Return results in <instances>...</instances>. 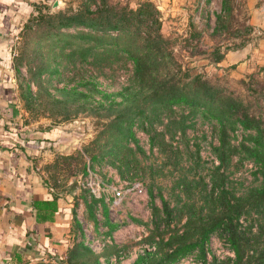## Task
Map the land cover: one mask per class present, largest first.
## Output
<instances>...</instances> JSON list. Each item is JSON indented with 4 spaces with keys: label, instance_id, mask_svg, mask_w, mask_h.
<instances>
[{
    "label": "rangeland",
    "instance_id": "obj_1",
    "mask_svg": "<svg viewBox=\"0 0 264 264\" xmlns=\"http://www.w3.org/2000/svg\"><path fill=\"white\" fill-rule=\"evenodd\" d=\"M23 1L30 9L21 11L22 19L12 34L16 120L28 133L44 130L52 134L38 152L39 170L45 181L73 197L64 256L47 261L132 264L145 252L156 258L165 256L179 243L173 236L178 239L216 206L212 198L218 193L213 178L219 163L215 149L218 121L200 107L177 103L169 106L171 110L164 108L160 120L136 118L128 132L110 125L115 111L108 108L106 95L125 103L120 92L133 84V61L126 55L104 61L101 45L87 48L89 42L72 35L87 27L50 26L43 18L59 11L72 12L84 0ZM118 1L135 8L142 0ZM151 1L159 10L160 30L168 38L166 49L176 62L173 68L186 70L190 75L185 80L200 74L240 96L251 114L259 116L264 135V66L235 75L231 66L219 63L225 51L247 38L243 1L191 0L180 7H161L159 0ZM227 129L231 144L238 146L226 170L227 185L236 195L248 197L264 186V166L240 143L243 135H256L259 130L243 129L238 122ZM247 142L255 144L252 139ZM104 151H109L104 160L93 162L97 177L107 180L109 169L118 170L113 160L129 162V170L118 171L141 181V194L114 204L110 191L96 195L81 185L80 176L86 174L84 168L91 169L92 156ZM91 194L102 199L92 201ZM239 227L250 240L245 264H264V202L248 205ZM197 235L195 231L186 240ZM235 255L227 238L213 230L203 247L197 245L169 264H232Z\"/></svg>",
    "mask_w": 264,
    "mask_h": 264
},
{
    "label": "trees",
    "instance_id": "obj_2",
    "mask_svg": "<svg viewBox=\"0 0 264 264\" xmlns=\"http://www.w3.org/2000/svg\"><path fill=\"white\" fill-rule=\"evenodd\" d=\"M158 11L151 0H142L135 8L118 0H84L72 12L59 11L43 18L50 26L74 24L87 27V30L78 29L72 35L89 42L87 48L92 49L95 45H101L104 61L118 59L122 55L133 61V84L124 86L120 92L125 103L115 102L110 99V95H106L110 101L108 108L115 111L110 125H116L120 131L128 132L136 118L146 116L149 120L151 118L160 120L159 116L164 108L171 110L169 107L171 104L183 103L193 106V109L200 107L204 114L215 118L220 126L219 144L215 148L219 163L215 166L213 174L218 186L217 196L212 198L216 206L210 210L206 218L187 227L178 239L176 235L173 236L179 243L165 256L156 258L152 252H145L139 254L132 264H169L193 247L197 245L203 247L213 230L220 232L231 243L236 253L235 258L231 259L232 264H245V248L250 240L239 227L240 217L247 211L248 205L257 206L264 202V186L248 197L236 195L228 187L226 170L231 154L238 146L231 144L227 128L228 125L234 127L238 122L243 129L255 128L261 131L256 135L250 132L243 135L240 146L248 155H252L256 162L264 166V135L260 118L251 114L248 103L240 96L232 94L222 86L210 83L200 74H194L185 80L184 78L190 74L186 70L182 71L180 67L173 68L176 62L166 49L168 38L160 30L161 19ZM248 139H252L255 144H248ZM108 152L93 155V160L88 166L93 169V162L104 160V153ZM111 163L116 165L120 172L132 167L129 162L122 164L113 160ZM87 171V167L84 168V173ZM91 197L92 201L102 199L96 198L93 194ZM36 204L43 210L40 215L43 219H50L52 213L59 208L55 194H52L51 198L37 201ZM190 223V220L187 221V226ZM195 231L198 232L197 237L186 240ZM34 264L52 262L38 261Z\"/></svg>",
    "mask_w": 264,
    "mask_h": 264
},
{
    "label": "crops",
    "instance_id": "obj_3",
    "mask_svg": "<svg viewBox=\"0 0 264 264\" xmlns=\"http://www.w3.org/2000/svg\"><path fill=\"white\" fill-rule=\"evenodd\" d=\"M159 1L161 7H180L191 0ZM242 1L247 38L219 61L231 66L235 75L264 66V0ZM28 7L23 0H0V264H34L64 256L73 216L72 195L45 181L37 163L39 150L52 134L28 133L16 120L12 34ZM52 194L59 208L43 219L36 202Z\"/></svg>",
    "mask_w": 264,
    "mask_h": 264
},
{
    "label": "built area",
    "instance_id": "obj_4",
    "mask_svg": "<svg viewBox=\"0 0 264 264\" xmlns=\"http://www.w3.org/2000/svg\"><path fill=\"white\" fill-rule=\"evenodd\" d=\"M96 171L95 168L92 170L88 168L87 173L80 176L81 185L96 195L100 191H110L109 200L114 204L120 203L124 197H133L144 191L141 181L130 178L128 175H121L117 169H109L108 175L110 177L107 180L97 177Z\"/></svg>",
    "mask_w": 264,
    "mask_h": 264
},
{
    "label": "water",
    "instance_id": "obj_5",
    "mask_svg": "<svg viewBox=\"0 0 264 264\" xmlns=\"http://www.w3.org/2000/svg\"><path fill=\"white\" fill-rule=\"evenodd\" d=\"M58 5V2L56 1L55 3H54V6H57ZM66 264H70V263H66Z\"/></svg>",
    "mask_w": 264,
    "mask_h": 264
}]
</instances>
